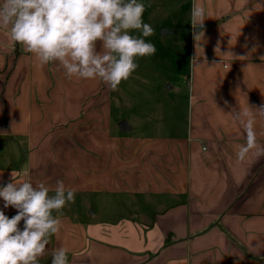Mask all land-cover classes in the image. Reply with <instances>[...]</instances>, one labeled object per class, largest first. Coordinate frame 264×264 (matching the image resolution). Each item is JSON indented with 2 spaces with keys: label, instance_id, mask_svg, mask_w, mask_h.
Returning <instances> with one entry per match:
<instances>
[{
  "label": "crops",
  "instance_id": "obj_1",
  "mask_svg": "<svg viewBox=\"0 0 264 264\" xmlns=\"http://www.w3.org/2000/svg\"><path fill=\"white\" fill-rule=\"evenodd\" d=\"M153 1L142 0L148 24L163 38L189 35L176 42L185 89L170 115L137 110L126 131L107 84L41 66L0 27V187L75 190L38 264L61 247L69 264H264L253 248L264 241V155H237L248 119L264 147V0ZM193 4L205 9L203 28L190 24Z\"/></svg>",
  "mask_w": 264,
  "mask_h": 264
},
{
  "label": "clouds",
  "instance_id": "obj_2",
  "mask_svg": "<svg viewBox=\"0 0 264 264\" xmlns=\"http://www.w3.org/2000/svg\"><path fill=\"white\" fill-rule=\"evenodd\" d=\"M145 10L142 0H2L0 27L8 29L10 40L34 54L41 66L58 62L68 78H99L117 91L138 68L137 57L156 53L155 45L145 39L155 34L143 21ZM205 16V9L193 4L192 27L203 28ZM227 55L234 57L231 52ZM260 60L264 61V56ZM257 111L264 116V106ZM241 115L248 112L235 113L234 118L239 120ZM254 125V119L243 122L245 143L237 154L240 159L252 149L264 155V147L257 145ZM49 192L44 183L33 186L14 179L0 187L4 207L17 210L11 218L0 211V264H38L45 254L49 237L60 231L61 210L75 202V190L66 188L62 181H57L54 194ZM21 221L23 229L18 227ZM253 248L264 249V241ZM51 264H69L67 249H57Z\"/></svg>",
  "mask_w": 264,
  "mask_h": 264
},
{
  "label": "rangeland",
  "instance_id": "obj_3",
  "mask_svg": "<svg viewBox=\"0 0 264 264\" xmlns=\"http://www.w3.org/2000/svg\"><path fill=\"white\" fill-rule=\"evenodd\" d=\"M161 3L162 0H154L152 2L153 5L156 4L157 6ZM143 21L147 23L150 20L143 19ZM186 21L183 19V24ZM163 23L170 25V20H166ZM158 26L152 25L155 34L145 38L146 42H151L155 45L156 53L146 57H137L138 68L127 81L121 82L117 91H113L115 98L118 97L116 100L119 101V103L116 101L117 105L115 108L117 109V116L123 121L127 119L131 125L137 110L144 113L143 111L147 109L146 113L149 112L150 114H156L162 110L163 115H170L171 113L166 111V107L170 108L169 105L172 104L175 97L173 95L175 90L183 86L180 76L188 68L187 64H182L179 60L178 53L180 52L177 51L176 42L179 41L183 45L189 44V35L186 32H182V34L163 38V31ZM165 29L171 30L168 26H165ZM131 32L134 35L139 34L136 30H131ZM169 87L171 88L169 89ZM182 89H185V87L183 86ZM131 102L134 103L133 108L126 111V105L131 107ZM152 116L148 118V122L153 123L158 119ZM5 163L6 161L0 158V165Z\"/></svg>",
  "mask_w": 264,
  "mask_h": 264
},
{
  "label": "water",
  "instance_id": "obj_4",
  "mask_svg": "<svg viewBox=\"0 0 264 264\" xmlns=\"http://www.w3.org/2000/svg\"><path fill=\"white\" fill-rule=\"evenodd\" d=\"M163 33H164V31H163ZM119 128H120L122 131H126V130L129 128V126H128V124H127L126 121H122V122L119 124Z\"/></svg>",
  "mask_w": 264,
  "mask_h": 264
},
{
  "label": "built area",
  "instance_id": "obj_5",
  "mask_svg": "<svg viewBox=\"0 0 264 264\" xmlns=\"http://www.w3.org/2000/svg\"><path fill=\"white\" fill-rule=\"evenodd\" d=\"M47 249H48V245L46 246V251H47ZM46 251H45V252H46Z\"/></svg>",
  "mask_w": 264,
  "mask_h": 264
}]
</instances>
